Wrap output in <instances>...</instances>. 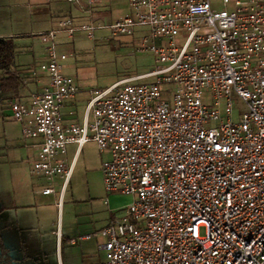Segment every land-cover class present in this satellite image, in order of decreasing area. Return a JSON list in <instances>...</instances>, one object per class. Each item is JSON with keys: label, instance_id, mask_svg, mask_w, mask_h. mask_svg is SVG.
I'll return each instance as SVG.
<instances>
[{"label": "built area", "instance_id": "obj_1", "mask_svg": "<svg viewBox=\"0 0 264 264\" xmlns=\"http://www.w3.org/2000/svg\"><path fill=\"white\" fill-rule=\"evenodd\" d=\"M127 7L108 29L132 36L146 28L135 51L151 53L157 66L90 92L81 124L63 119L79 87L63 74L55 41L60 32L71 38L93 29L64 18L37 36L46 84L27 103L8 102L23 140L37 142L31 174L60 178V207L75 164L67 147L79 152L93 141L109 154L104 189L132 202L121 219L78 238L104 239L105 259L96 264H264V0H127ZM238 100L247 112L234 123Z\"/></svg>", "mask_w": 264, "mask_h": 264}, {"label": "rangeland", "instance_id": "obj_2", "mask_svg": "<svg viewBox=\"0 0 264 264\" xmlns=\"http://www.w3.org/2000/svg\"><path fill=\"white\" fill-rule=\"evenodd\" d=\"M31 1L0 0V39L11 38L16 45L12 71L34 69L39 72L40 56L45 53V46L36 33L44 31L48 25L33 14ZM225 8L230 10V6L213 5L215 11ZM125 15L126 11L122 10L117 18ZM73 23L81 27L77 21ZM84 25L93 29L91 36L78 31L70 38L60 32L55 41L56 55L64 74L73 78L81 89L77 99L79 116L93 90L147 74L157 66L151 53L135 51L136 39L148 35L146 28L135 29L132 36H112L108 26L98 29L89 21ZM162 88L163 91L172 89L170 85ZM12 93L0 88V235L11 256L18 262L16 264H80L85 253H89L90 261L105 259V252L96 247V243L104 239L76 240V246L70 245L67 239L94 233L106 223L121 219L132 198L105 191L101 165L106 153L100 152L93 141L81 147L60 207L55 205L60 199V178L47 180L26 176V182H18V175L24 174L18 162L25 158L27 151L21 146V124L9 117L8 98ZM162 99L171 104V92H163ZM246 112L245 104L238 100L233 106L232 121L239 123ZM74 150L73 146L68 147V155ZM40 186L52 188L55 194L39 195ZM19 193L20 199L16 201L14 198ZM199 234L204 236V228H200Z\"/></svg>", "mask_w": 264, "mask_h": 264}, {"label": "crops", "instance_id": "obj_3", "mask_svg": "<svg viewBox=\"0 0 264 264\" xmlns=\"http://www.w3.org/2000/svg\"><path fill=\"white\" fill-rule=\"evenodd\" d=\"M31 4L35 10L33 11V14L37 17V19L41 21V23L48 25L47 29H45L42 32L36 33L37 34L36 37L40 34L54 30V28H56L57 26L58 21L64 18H69L73 20V22L77 21L78 24L81 26L84 25V22L89 21L90 23L94 24V26L97 27L98 29H102L104 28V26H109L115 20L122 18V17L117 18V14H119L122 10L126 11V15L128 14L127 0H80L78 3L73 4L74 6L68 3L67 0H32ZM44 61H46L45 53H41V56H40L41 64L45 63ZM11 72L19 79V88L17 91H10L13 93H12V96L8 98V100H19V101L27 103L29 102L31 95L36 92H39L40 89L46 84L45 76L34 69L19 70V71L17 70L14 71L13 69V71L11 70ZM62 72L64 74V68H62ZM80 95H81V89L79 88V93L75 97L74 101L68 103L62 110L63 119L65 123L67 124L68 123H77V124L82 123L83 115H84L85 108L89 100L90 94L88 96V99L86 100L84 111L82 115L79 116L77 113V110H78L77 99L80 97ZM21 137H22V134H21ZM35 143L37 142L31 141V140H23V143L21 144V146L25 147L27 153H26L25 158L19 160L18 162L19 167H22L23 172H24L23 175L22 174L21 176L18 175L19 178L17 180L20 183L24 180L26 182V176H29L32 179L36 178L35 176L31 174V165L37 154V149L34 146ZM70 146H73L75 150L71 156L68 155L67 150H66L65 158L68 164H71L74 158H75V163H76L78 154L80 152V151L79 152L77 151V147L75 145H69L68 147ZM108 159H109V154L106 153L105 161ZM32 186L33 188L34 186H36L34 182ZM45 187L43 186L39 187L40 188L38 190L39 195L43 196L41 194V190ZM20 195L21 193L15 196L14 199L16 201L17 200L19 201ZM113 195H120V194H113ZM43 197H47V196H43ZM124 212H126V208L124 209ZM0 214H1V210H0ZM109 223H106L103 227H105ZM81 236L83 235H80L79 237ZM78 238L76 239L68 238L67 241L69 242L70 245L76 246L77 244L76 240H78ZM86 241H89V240H83L81 242H86ZM99 245L100 244L97 242L96 243L97 249H99ZM99 251L104 252L100 249ZM100 261L102 260L98 259L97 261H90L89 253H85L82 256V261L80 264H96ZM68 264H72V263H68Z\"/></svg>", "mask_w": 264, "mask_h": 264}, {"label": "trees", "instance_id": "obj_4", "mask_svg": "<svg viewBox=\"0 0 264 264\" xmlns=\"http://www.w3.org/2000/svg\"><path fill=\"white\" fill-rule=\"evenodd\" d=\"M16 54V45L11 38L0 39V88L3 91H17L19 79L11 72L12 60ZM10 251L0 236V264H13Z\"/></svg>", "mask_w": 264, "mask_h": 264}, {"label": "flooded vegetation", "instance_id": "obj_5", "mask_svg": "<svg viewBox=\"0 0 264 264\" xmlns=\"http://www.w3.org/2000/svg\"><path fill=\"white\" fill-rule=\"evenodd\" d=\"M1 236V235H0ZM2 238V237H1ZM2 241H3V239H2ZM3 243H4V241H3ZM4 245H5V243H4ZM5 247H6V245H5ZM7 248V247H6ZM10 251V250H9ZM10 256H11V252H10ZM12 257V256H11ZM12 259L14 260V263L13 264H16V263H18V262H16V260L12 257Z\"/></svg>", "mask_w": 264, "mask_h": 264}]
</instances>
